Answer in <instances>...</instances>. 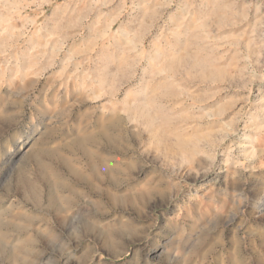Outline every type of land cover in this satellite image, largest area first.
<instances>
[{
  "label": "rangeland",
  "instance_id": "1",
  "mask_svg": "<svg viewBox=\"0 0 264 264\" xmlns=\"http://www.w3.org/2000/svg\"><path fill=\"white\" fill-rule=\"evenodd\" d=\"M183 53L225 81L177 83ZM29 219L19 264H264V0H0V259Z\"/></svg>",
  "mask_w": 264,
  "mask_h": 264
},
{
  "label": "bare ground",
  "instance_id": "2",
  "mask_svg": "<svg viewBox=\"0 0 264 264\" xmlns=\"http://www.w3.org/2000/svg\"><path fill=\"white\" fill-rule=\"evenodd\" d=\"M197 27L200 28V30H203V33H205L206 34L205 36L207 37V35L209 34L207 26L203 23V24L198 25ZM191 28H192L191 26H187L185 30L187 31V30H190ZM189 36L191 38H194V37L197 38L198 37V35H196L194 33H191ZM177 61H179V63H178L179 68H177L175 75H176V81L179 84H182V85L185 84L189 87H193V85H195L196 82L204 83L205 85H213L216 83H223L225 81V79H224L225 68H223V67L217 66L215 68L212 67L211 69L210 68L208 69V66L206 64H202V63H200V61H196L195 59L190 58L186 53L180 54L179 60H177ZM194 70H199L200 73L194 74ZM178 96L180 97V100H181L180 102H183V100H185V98L188 99L192 104H196V103L201 102L199 98L195 97V95H193L190 92L184 93L183 91H179ZM219 113H221V108H217L216 110H211L207 116L212 117V116H216V114L219 115ZM260 125L261 124L257 123L254 126V129L260 128L261 127ZM103 137H105V136H103ZM93 140H94L93 138H90V137L85 138L84 137L83 140L77 141L76 143H73L72 145H68L65 148L67 151L71 150L74 147L75 148L77 147V149H80V151L82 152V155H84L87 158V160L90 161V163L88 164V169L90 171V175L91 176H97L98 178L107 180V183L113 184L114 177H112L113 170H112V167L110 166V161L107 158H104L101 156L95 157L96 159H94V157H92L90 155L91 153L88 149V146L91 142H93ZM43 159H44V156H43V154L40 153L38 156L32 157V162L36 166L41 167ZM64 165L66 167L71 166L68 163V160L66 158L64 161ZM67 169H68L69 173H72L73 175H76L78 178H80V175L78 172H74L70 168H67ZM43 177L45 178V180L50 181V182L54 183V185H56L57 187L61 188L62 190L60 192H63V186H64L63 180L52 169H50V167L45 169V173H44ZM81 179L85 180L86 177H85V179L83 177H81ZM38 181H39V179H38ZM69 191L71 192V190H69ZM49 192H52V191H49ZM19 193L23 194L22 199L27 198L33 202H37L40 198V196H39L40 192L38 190V187L36 186V183L27 180L24 177L22 172H18V174H16V176L14 178L13 189L11 190L10 194L15 197V196L19 195ZM45 202L47 203L48 206H51L52 198L49 196L46 197ZM31 208H32V206H31ZM39 223L44 224L45 221L43 219H41V220L29 219V221H27V223H26L27 226L22 228L19 232H16L15 235L13 237H11L12 243H13V248L10 251H7V253L5 252L2 255V257L0 259V264H19L18 259L23 254V252H22L23 247L28 246V245L31 246L34 244V240L28 238L26 235H27L28 231H30V230L32 231L33 225H36ZM47 233L50 234L51 230H48ZM8 236H9V234L7 233L6 229H4L0 225V239H7Z\"/></svg>",
  "mask_w": 264,
  "mask_h": 264
}]
</instances>
